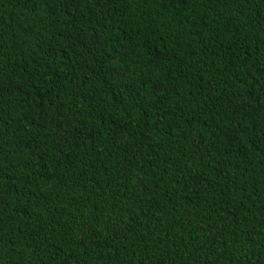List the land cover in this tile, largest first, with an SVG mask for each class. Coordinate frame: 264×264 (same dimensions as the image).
<instances>
[{"label":"trees","instance_id":"obj_1","mask_svg":"<svg viewBox=\"0 0 264 264\" xmlns=\"http://www.w3.org/2000/svg\"><path fill=\"white\" fill-rule=\"evenodd\" d=\"M0 264H264V0H0Z\"/></svg>","mask_w":264,"mask_h":264}]
</instances>
